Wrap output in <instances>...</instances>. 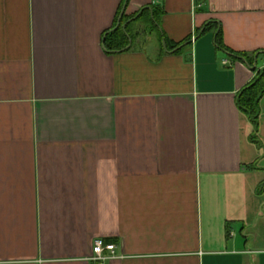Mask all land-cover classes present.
Instances as JSON below:
<instances>
[{
    "label": "crops",
    "instance_id": "0c3cea01",
    "mask_svg": "<svg viewBox=\"0 0 264 264\" xmlns=\"http://www.w3.org/2000/svg\"><path fill=\"white\" fill-rule=\"evenodd\" d=\"M263 68L264 0H0V264H264Z\"/></svg>",
    "mask_w": 264,
    "mask_h": 264
},
{
    "label": "trees",
    "instance_id": "16d2710c",
    "mask_svg": "<svg viewBox=\"0 0 264 264\" xmlns=\"http://www.w3.org/2000/svg\"><path fill=\"white\" fill-rule=\"evenodd\" d=\"M127 0H125L126 2ZM147 9H144L140 14L137 13L131 19L135 21L139 19L141 16L145 15ZM152 10V8H151ZM153 23L156 25V20L151 18ZM128 19H125V16L122 14L120 19L117 20L113 28L109 30L105 36V47L109 50H123L126 49L132 39V35L129 33V26L126 24ZM126 26L124 27V25ZM206 26L205 29H207ZM216 41L217 46L220 49L225 50L226 52L232 53V55L244 60L247 64L252 65L255 58L248 56L244 53L239 52H232L228 48H226L221 42V30H218L216 33ZM182 45L181 43L173 44L170 46L171 48L175 49L178 46ZM169 46V45H168ZM257 68V67H256ZM264 96V68L263 70L259 71L257 76L254 80L243 88L239 95H238V104L243 112H245L249 118L252 120L255 128L258 127V117H259V110H260V100Z\"/></svg>",
    "mask_w": 264,
    "mask_h": 264
},
{
    "label": "built area",
    "instance_id": "2783aa9c",
    "mask_svg": "<svg viewBox=\"0 0 264 264\" xmlns=\"http://www.w3.org/2000/svg\"><path fill=\"white\" fill-rule=\"evenodd\" d=\"M115 257V245L106 243L103 239H96L93 245V253L90 257L92 264H106V262Z\"/></svg>",
    "mask_w": 264,
    "mask_h": 264
},
{
    "label": "rangeland",
    "instance_id": "374dc122",
    "mask_svg": "<svg viewBox=\"0 0 264 264\" xmlns=\"http://www.w3.org/2000/svg\"><path fill=\"white\" fill-rule=\"evenodd\" d=\"M262 104H263V108H264V99H263V103Z\"/></svg>",
    "mask_w": 264,
    "mask_h": 264
}]
</instances>
